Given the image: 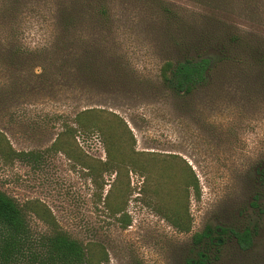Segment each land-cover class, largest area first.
I'll use <instances>...</instances> for the list:
<instances>
[{
	"label": "rangeland",
	"instance_id": "374dc122",
	"mask_svg": "<svg viewBox=\"0 0 264 264\" xmlns=\"http://www.w3.org/2000/svg\"><path fill=\"white\" fill-rule=\"evenodd\" d=\"M99 2L0 0V190L92 264H186L207 227L225 229L207 264H264V57L217 47L264 45V0ZM185 45L215 63L177 95L163 71Z\"/></svg>",
	"mask_w": 264,
	"mask_h": 264
},
{
	"label": "trees",
	"instance_id": "16d2710c",
	"mask_svg": "<svg viewBox=\"0 0 264 264\" xmlns=\"http://www.w3.org/2000/svg\"><path fill=\"white\" fill-rule=\"evenodd\" d=\"M105 0L99 2V13L107 15ZM155 1V0H153ZM167 10L171 11L167 8ZM101 16V17H102ZM178 11L173 9V22L181 23ZM196 46V45H195ZM242 47L250 53L264 57V45L259 43L246 30L231 31L226 37V43L218 49L228 56L230 48ZM184 50L181 57L167 64L163 71V83L177 95L188 94L208 82L209 73L215 63L214 59L205 54V45L180 48ZM221 60V58H220ZM21 157H27L30 152H18ZM259 182L264 184V169L260 170ZM258 194L260 192H257ZM258 197V196H257ZM260 199V195H259ZM257 207V201H255ZM257 225L250 223L241 228L231 229V235L242 249L249 248L253 243ZM225 229L207 227L193 236L195 256H189L186 264H207L211 258L213 246L225 242ZM93 256L90 250L78 239L62 230L33 234L24 210L9 194L0 190V264H92Z\"/></svg>",
	"mask_w": 264,
	"mask_h": 264
}]
</instances>
